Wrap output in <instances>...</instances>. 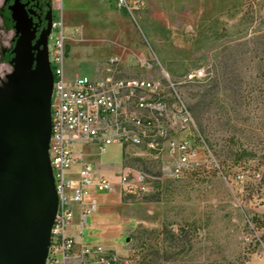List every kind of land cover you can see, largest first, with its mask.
<instances>
[{
    "label": "rangeland",
    "instance_id": "374dc122",
    "mask_svg": "<svg viewBox=\"0 0 264 264\" xmlns=\"http://www.w3.org/2000/svg\"><path fill=\"white\" fill-rule=\"evenodd\" d=\"M128 1L137 8L127 13L144 16L137 29L154 67L129 57L123 74L162 80L169 136L190 138L199 154L176 176L179 156L167 149L159 158L142 146L99 150L104 163L123 161L145 178L107 190L119 213L90 214L80 237L127 249L121 264H264V0ZM65 27L81 37L83 26ZM11 70L0 62L3 78ZM182 103L189 122L179 117ZM241 145L256 159L236 164L233 148ZM100 218L110 221L107 229L94 225Z\"/></svg>",
    "mask_w": 264,
    "mask_h": 264
},
{
    "label": "built area",
    "instance_id": "2783aa9c",
    "mask_svg": "<svg viewBox=\"0 0 264 264\" xmlns=\"http://www.w3.org/2000/svg\"><path fill=\"white\" fill-rule=\"evenodd\" d=\"M53 3L59 15L62 12L61 0H53ZM115 4L130 13L137 8L136 4L128 0H117ZM79 32V29L75 30V34ZM72 36L66 31L59 15L54 20L51 33L53 43L49 47V60L54 74L49 155L59 206L51 230L46 264H117L119 257L103 245L78 243L76 237L68 233L74 221V204H83L93 188L114 189L112 182L97 176L94 166L85 160L80 144L95 143L102 153L111 145L142 146L156 158L167 149L169 154L178 153L179 158L173 170L176 176H181L183 167L197 159L199 151L190 138L177 140L169 136L166 121L169 105L163 95L162 80L126 77L123 74L126 69L122 66V56H111L97 76L79 74L69 77L66 65L68 43ZM151 53L148 57H141L132 52L129 57L134 61L139 60L144 67L152 68L154 56ZM179 117H183L186 122L191 121L190 113L183 103ZM74 165L78 166L77 171L73 170ZM122 169L119 182L125 188L131 185V176H135L139 183L144 181L142 172H136L128 166ZM97 206L96 200L84 205L79 234ZM263 255L260 251V256Z\"/></svg>",
    "mask_w": 264,
    "mask_h": 264
},
{
    "label": "water",
    "instance_id": "95a60500",
    "mask_svg": "<svg viewBox=\"0 0 264 264\" xmlns=\"http://www.w3.org/2000/svg\"><path fill=\"white\" fill-rule=\"evenodd\" d=\"M15 28L13 70L0 85V264H46L59 206L49 155L51 26L36 44L32 23Z\"/></svg>",
    "mask_w": 264,
    "mask_h": 264
},
{
    "label": "crops",
    "instance_id": "0c3cea01",
    "mask_svg": "<svg viewBox=\"0 0 264 264\" xmlns=\"http://www.w3.org/2000/svg\"><path fill=\"white\" fill-rule=\"evenodd\" d=\"M59 15L63 19L64 26H83L78 27L81 30V37L72 38L68 43L66 72L69 77L79 74L97 76L101 72L103 63L112 55L122 56L123 61L127 62L126 58H129L130 53L134 52L144 57L143 55L147 52L137 29V26H142L144 20L141 9L133 16L118 8L114 0H62V12ZM68 34L71 33L68 32ZM98 41L104 45L93 48L92 45ZM120 147L123 150V147ZM79 148L84 152L87 161L94 166L97 176L105 177L113 183V191L118 190L120 187L118 173L123 167V161L118 167L104 163L101 158L103 154L99 152L98 145L95 143H81ZM77 168V165L73 166L74 171H77ZM110 193L107 190L93 188L85 197L83 204H74V221L68 228V233L75 236L78 243L83 242L79 234V226L82 223L84 205L96 200L98 206L95 212L113 211V204L108 199ZM116 220L127 222L124 217ZM109 222L107 219L100 218L94 225L104 226L107 229ZM113 223L120 225L116 221ZM107 248L110 253L116 256L118 254L117 257L128 255V250L125 248L120 250Z\"/></svg>",
    "mask_w": 264,
    "mask_h": 264
},
{
    "label": "flooded vegetation",
    "instance_id": "af4514ba",
    "mask_svg": "<svg viewBox=\"0 0 264 264\" xmlns=\"http://www.w3.org/2000/svg\"><path fill=\"white\" fill-rule=\"evenodd\" d=\"M54 15L53 0H0V62L9 64L13 70L11 59L14 56L13 50L18 38L15 26L32 23L35 29L34 44L42 39L51 26L48 38L49 51ZM23 18L26 22H22ZM7 75L5 74L3 78L0 74V84Z\"/></svg>",
    "mask_w": 264,
    "mask_h": 264
},
{
    "label": "trees",
    "instance_id": "16d2710c",
    "mask_svg": "<svg viewBox=\"0 0 264 264\" xmlns=\"http://www.w3.org/2000/svg\"><path fill=\"white\" fill-rule=\"evenodd\" d=\"M201 137V136H200ZM207 141V140H206ZM252 154H250L248 152V150L246 148H244L243 145H241L238 149H234L233 148V161L236 163V164H240L242 162H247L249 161L250 159H256L255 156H251ZM258 166H264V156L263 158H260L258 160ZM262 178H264V176H262ZM117 264H121V262H117Z\"/></svg>",
    "mask_w": 264,
    "mask_h": 264
}]
</instances>
